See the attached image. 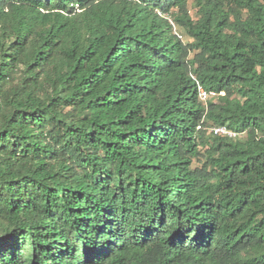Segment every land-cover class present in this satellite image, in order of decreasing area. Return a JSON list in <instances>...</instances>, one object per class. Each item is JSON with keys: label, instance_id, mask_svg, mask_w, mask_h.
<instances>
[{"label": "trees", "instance_id": "16d2710c", "mask_svg": "<svg viewBox=\"0 0 264 264\" xmlns=\"http://www.w3.org/2000/svg\"><path fill=\"white\" fill-rule=\"evenodd\" d=\"M0 264H264V0H0Z\"/></svg>", "mask_w": 264, "mask_h": 264}, {"label": "built area", "instance_id": "2783aa9c", "mask_svg": "<svg viewBox=\"0 0 264 264\" xmlns=\"http://www.w3.org/2000/svg\"><path fill=\"white\" fill-rule=\"evenodd\" d=\"M209 96L210 93L206 89L200 88V98L202 100H206L207 98H209ZM210 131L216 135H226L229 137H237L241 134L226 125L210 127Z\"/></svg>", "mask_w": 264, "mask_h": 264}, {"label": "rangeland", "instance_id": "374dc122", "mask_svg": "<svg viewBox=\"0 0 264 264\" xmlns=\"http://www.w3.org/2000/svg\"><path fill=\"white\" fill-rule=\"evenodd\" d=\"M190 8H191V14L196 17L197 16L196 15V9L192 5Z\"/></svg>", "mask_w": 264, "mask_h": 264}]
</instances>
